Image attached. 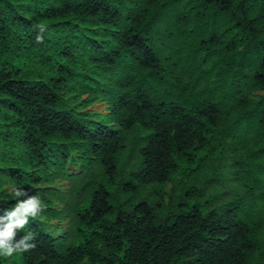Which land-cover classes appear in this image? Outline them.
Wrapping results in <instances>:
<instances>
[{
    "label": "trees",
    "instance_id": "trees-1",
    "mask_svg": "<svg viewBox=\"0 0 264 264\" xmlns=\"http://www.w3.org/2000/svg\"><path fill=\"white\" fill-rule=\"evenodd\" d=\"M174 177L163 217L133 202ZM59 179L93 187L67 229ZM37 195L0 264H264V0H0V217Z\"/></svg>",
    "mask_w": 264,
    "mask_h": 264
},
{
    "label": "rangeland",
    "instance_id": "rangeland-1",
    "mask_svg": "<svg viewBox=\"0 0 264 264\" xmlns=\"http://www.w3.org/2000/svg\"><path fill=\"white\" fill-rule=\"evenodd\" d=\"M89 109L94 112H105L106 106L102 103H96ZM137 168L138 162L134 154L131 153L129 149H124L120 158V170L116 176V183L113 184V189L117 190L118 188L124 187L128 180L130 181L129 174L135 172ZM102 175L103 171L98 165H96L90 169L89 179L99 177V182L105 184V181H103L104 175L101 177ZM53 188L58 190L61 196L65 198V203L70 207V212L68 213L69 219L62 221V227L67 229L70 219L74 214L73 208L81 199L84 200L90 195V191L93 190V187L88 188V192H84L81 198L79 197L80 187H78L77 191L74 192V184L69 180L59 179L53 185ZM186 190V184L180 179V177H174L163 184L155 183L143 187L133 202L137 203L139 201H148L154 214L157 217H163L170 209L173 210L177 208L180 203L182 204L187 202L189 198L185 194ZM218 192L222 193L223 198L229 195L234 196L236 194V191L233 189L229 178L211 183L209 188L206 190V195L214 196ZM55 198L61 199L60 195ZM56 204L58 207L64 206L63 202L61 201L56 202ZM54 223L56 224L58 221L55 220Z\"/></svg>",
    "mask_w": 264,
    "mask_h": 264
},
{
    "label": "clouds",
    "instance_id": "clouds-1",
    "mask_svg": "<svg viewBox=\"0 0 264 264\" xmlns=\"http://www.w3.org/2000/svg\"><path fill=\"white\" fill-rule=\"evenodd\" d=\"M21 195H27V193L15 190V198ZM43 207L37 195L24 201L17 200L11 211H5L4 216L0 217V256L11 257L33 247L28 243V240L33 238L30 233L24 235L19 241H16L15 237L18 235V230L28 224L29 217H36Z\"/></svg>",
    "mask_w": 264,
    "mask_h": 264
}]
</instances>
